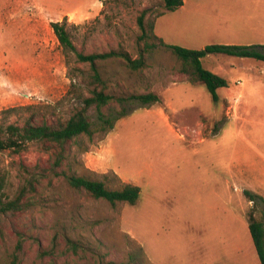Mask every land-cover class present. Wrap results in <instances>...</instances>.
<instances>
[{"label":"rangeland","instance_id":"rangeland-1","mask_svg":"<svg viewBox=\"0 0 264 264\" xmlns=\"http://www.w3.org/2000/svg\"><path fill=\"white\" fill-rule=\"evenodd\" d=\"M163 10L160 0H0V111L30 107L0 122L52 125L79 108L60 101L70 76L79 82L89 67L73 63L68 75L51 23L71 26L79 52H124L134 60L142 48L138 16L147 11L152 19ZM154 34L192 50L264 46V0H185L154 18ZM144 60L139 71L117 58L98 63L107 92L122 99L103 113L118 120L112 130L85 138L87 151L74 158L81 175L106 174L116 184L138 186L137 203L110 205L71 189L65 176L72 169L64 161L57 172L65 176L48 172L33 204L2 219L0 264H7L19 237L21 264H260L248 215L254 211L259 219L264 207L258 200L264 199V62L205 57L203 66L227 81L214 102L159 46ZM148 92L156 103L130 100ZM88 114L96 124L93 107ZM44 147L0 152L7 197L29 174L50 169L55 149ZM68 240L77 252L67 248Z\"/></svg>","mask_w":264,"mask_h":264},{"label":"trees","instance_id":"trees-1","mask_svg":"<svg viewBox=\"0 0 264 264\" xmlns=\"http://www.w3.org/2000/svg\"><path fill=\"white\" fill-rule=\"evenodd\" d=\"M163 3L164 10L155 14L152 19H146L147 11L141 12L137 18V25L140 34L137 38L142 48L138 57L132 60L127 53L110 51L102 54H84L77 51L72 41L71 26L66 21L51 23V28L59 43L61 52L65 59L69 72L73 71V63L86 64L89 67V73L76 82L78 77L70 76V86L60 102L76 101L79 108L65 121H59L56 124L42 123L35 125L26 121L22 126L14 123L0 122V152L8 151L12 154L25 152L32 143L42 144L45 151L49 152L55 149L50 169L42 170L39 174H29L18 187L16 194L10 199L5 194V178L0 174V224L2 219L22 210L25 205L33 204V194L36 193V186L40 183L42 177L50 172L51 176L59 177L64 175L58 173L64 161H68V169H72V174L64 175L69 187L75 191H83L94 199H101L110 205L119 203L135 205L140 197V188L133 184L118 183L108 178L106 174L101 178L81 175L78 173L79 163L75 162L77 155H82L88 149L84 145V139L89 142L96 133H106L113 129L117 116L105 115L103 109L113 101L121 102V98H115L107 92V83L102 79L98 63L110 58L121 60L131 71L142 70L145 64L144 53H152L158 46L165 52H169L176 61L175 70L184 74L193 84L202 85L212 101H217V90L227 86V81L221 76L214 74L203 66V59L209 55L223 54L237 58H249L264 62V46H240V45H208L200 50L186 49L179 46L166 44L161 38L154 34V18L164 15L166 12H174L180 8L185 0H160ZM87 84L84 89L81 82ZM130 100L138 101L143 105H152L158 101L157 96L151 92L143 95H136ZM94 108L97 113L96 124L89 118L88 110ZM30 107L9 108L0 111V119L9 117L13 112ZM75 145L76 151L73 153L68 148L69 145ZM78 166V167H77ZM87 170V169H85ZM88 171V170H87ZM90 172V171H88ZM90 174H93L90 172ZM254 204H258L255 198L250 196ZM25 199V202L24 200ZM258 200L264 206V199ZM254 210V209H253ZM249 233L253 246L260 264H264V207L261 210V217L257 219L254 211L248 215ZM67 248L77 252V244L66 241ZM23 247V238L19 237L14 252L8 256L7 264H21L20 253ZM47 254V253H42Z\"/></svg>","mask_w":264,"mask_h":264}]
</instances>
